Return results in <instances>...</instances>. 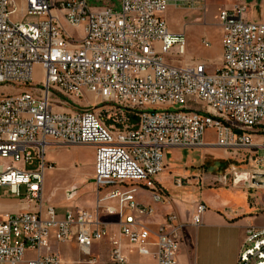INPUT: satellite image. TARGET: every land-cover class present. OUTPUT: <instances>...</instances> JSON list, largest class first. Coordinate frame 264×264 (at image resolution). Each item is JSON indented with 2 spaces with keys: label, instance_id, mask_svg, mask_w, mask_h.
Listing matches in <instances>:
<instances>
[{
  "label": "built area",
  "instance_id": "built-area-1",
  "mask_svg": "<svg viewBox=\"0 0 264 264\" xmlns=\"http://www.w3.org/2000/svg\"><path fill=\"white\" fill-rule=\"evenodd\" d=\"M116 3L118 11L103 0H0V187L27 205L0 215V264H61L50 245L70 240L87 255L107 235L101 212L116 217L119 236L137 254L178 264L185 223L168 214L151 231L134 218L151 208L129 200V193L143 191L168 203L158 181L166 151H247L252 175L264 176V155L250 153L263 148L251 137L264 133V23L244 19L247 0L217 11L221 56L211 72L208 63L187 57L184 34L170 31L162 17L171 3L205 12L203 0ZM27 17L36 22L26 23ZM199 43L209 46L204 37ZM173 47L178 58L168 55ZM55 93L91 96L110 113L102 121L89 103L58 111L65 104ZM206 131L213 136L209 144ZM52 142L94 148L92 211L59 216L44 204L43 177L54 169L45 152ZM107 186L113 189L101 193ZM204 209L195 204L191 225L200 224ZM27 252L34 256L26 259ZM109 257L123 263L118 240L111 239ZM236 264H264V227H247Z\"/></svg>",
  "mask_w": 264,
  "mask_h": 264
},
{
  "label": "crops",
  "instance_id": "crops-1",
  "mask_svg": "<svg viewBox=\"0 0 264 264\" xmlns=\"http://www.w3.org/2000/svg\"><path fill=\"white\" fill-rule=\"evenodd\" d=\"M232 2L233 0H203L205 12L200 9V6L192 9L175 6L171 3L162 17L170 31L175 34L180 32L184 34L186 55L191 58V50L193 49L196 40L195 34L198 29L202 30L201 38L206 36L207 26L213 24V17L214 15L216 17L217 11L222 7L230 8ZM247 3L248 10L244 14V19L264 23V0H247ZM214 24L216 25V22ZM215 29L217 32V55L214 61L218 64L221 56V35L217 25ZM66 30L72 31L68 27H66ZM208 47H210V42ZM62 112H67V110H62ZM58 143L60 142H52L50 147L71 148L74 150L72 158L76 156L77 150L89 147L92 150L90 161L93 163L94 148L92 146H69L62 143L61 146H58ZM251 143L261 145L264 148V135L260 136L259 133L253 135ZM205 147L215 148L212 146ZM222 152L224 154L227 153ZM168 171L166 169L158 181L160 184L162 180L169 183L174 195H166V188L161 185L164 194L167 196L168 203H165V199L161 202L153 203L148 192L136 191L134 195L137 203L140 206H149L151 208L149 215H134L136 222L151 231H156L163 223L166 215L174 214L180 222L185 223L176 256L178 264H236L247 227H264V191L259 190L264 189V186L252 185L250 183L252 174L247 173H235L236 180H233V183L222 185L220 184L222 181L220 177L202 174L198 178L197 176L188 178L185 177V171L182 172L177 169L175 174L187 179L186 182H183V185H179L175 181L181 180L176 177L169 178L164 176ZM216 179L220 182L212 184V181ZM245 181H247V184ZM93 189L94 199L90 200L88 198L87 204H85L86 209L76 208L77 210H93L96 202L94 185ZM111 189H113V186H107L101 190V193ZM260 191L263 194H257ZM144 198H147V201ZM67 199L71 198L61 199L59 203L52 205L51 198L47 197L45 200L42 188L43 202L53 206L59 216L71 209L66 205ZM16 202L22 201H2L0 199V215L22 211L23 209L18 210L16 208L14 204ZM196 203L203 204L205 209L201 214L200 224L193 226L190 222ZM110 204H113V202H105L102 205ZM28 209H32L31 206H28ZM100 218L105 224L107 235L100 241L94 242L88 249L87 255L79 250L73 240L62 243L52 242L49 251L59 256L61 264H117L112 262L109 257L111 239H114L118 240L121 245V255L124 260L121 264H156V258L152 252L147 255H139L133 245L119 236V227L115 216H108L101 212ZM33 256L34 253L32 252H27L25 255L26 259ZM87 259H92L93 262H87Z\"/></svg>",
  "mask_w": 264,
  "mask_h": 264
},
{
  "label": "rangeland",
  "instance_id": "rangeland-1",
  "mask_svg": "<svg viewBox=\"0 0 264 264\" xmlns=\"http://www.w3.org/2000/svg\"><path fill=\"white\" fill-rule=\"evenodd\" d=\"M107 2L114 11H118V4L116 0H103ZM99 4H97L98 6ZM201 17V16H199ZM26 23H35L36 18L27 17L25 18ZM216 17H213V24L207 26V35L204 36L209 42L210 47L204 48L199 44V39L202 36V30L198 29L196 32V40L191 50V58L197 61H204L209 64L207 70L209 72L213 71L217 63L214 61L217 55V35L215 29ZM72 34L79 37L80 32L75 30L71 31ZM168 55L172 58H178L176 47L171 48L168 52ZM188 57V56H187ZM190 58V57H189ZM33 79L36 82L41 80V71L38 67L33 69ZM15 92V91H12ZM61 103L65 104L59 110H74L76 106L84 105L89 103L90 106L95 107L96 113L100 116L102 121H105L107 112L110 113V110L101 104H97L98 100L93 99V97L88 96L84 99H76L73 97H66L60 93L54 94ZM120 107V106H119ZM122 109V107H120ZM124 110V109H123ZM129 122H132L130 118ZM259 135H264V133H259ZM213 140L211 131L205 132V142L209 144ZM61 143H58V146H61ZM223 150L219 148L204 147L201 149H189V148H171L166 151L165 159V177H176L181 181H175L179 185H183V182H186L187 179L181 178L175 174V170H181L186 172L188 178L197 176L200 177L203 175L217 176L222 180H213L212 184L228 185L233 183L235 173H247L252 174L253 168L247 162L249 152L247 151H237L235 153H223ZM74 150L68 147L65 148H47L45 152V158L47 161L51 162L54 165L52 171H47L43 177V191L45 195V200L51 198V204L55 205L59 203L61 199L67 198V195H70L71 199H67L66 205L68 208H85L88 198L90 200L94 199V189L92 182V168L93 163L90 161L92 150L89 147L81 148L76 151V156L72 158ZM251 154L258 153V155H264V148L259 150H251ZM33 167H27V169H32ZM260 170H262L260 168ZM183 179V181H182ZM185 180V181H184ZM161 185L166 188V195H174V192L171 191L169 183H166L162 180ZM264 191V189H259ZM21 199H23V190L21 191ZM261 195L263 192H257ZM0 199L2 201L6 200H17L12 195L6 193L5 188L0 187ZM147 201V198H144ZM21 201V200H20ZM18 210L25 209L27 205L25 202H16L14 203ZM45 204V202H44Z\"/></svg>",
  "mask_w": 264,
  "mask_h": 264
},
{
  "label": "water",
  "instance_id": "water-1",
  "mask_svg": "<svg viewBox=\"0 0 264 264\" xmlns=\"http://www.w3.org/2000/svg\"><path fill=\"white\" fill-rule=\"evenodd\" d=\"M234 180H236V176H234ZM247 184V181H245ZM250 183L255 186H264V176L263 175H252L250 179ZM67 198H70V195H67Z\"/></svg>",
  "mask_w": 264,
  "mask_h": 264
},
{
  "label": "bare ground",
  "instance_id": "bare-ground-1",
  "mask_svg": "<svg viewBox=\"0 0 264 264\" xmlns=\"http://www.w3.org/2000/svg\"><path fill=\"white\" fill-rule=\"evenodd\" d=\"M135 192L134 191L133 193H129V200L130 202H134V203H137L136 199H135ZM151 200L153 203H158V202H161L165 199V196H162V195H154V196H150Z\"/></svg>",
  "mask_w": 264,
  "mask_h": 264
}]
</instances>
